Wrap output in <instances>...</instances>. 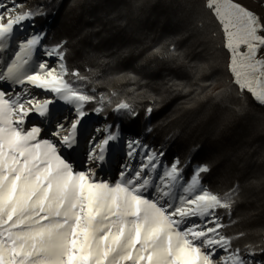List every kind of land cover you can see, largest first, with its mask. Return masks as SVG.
Wrapping results in <instances>:
<instances>
[{
    "label": "snow or ice",
    "instance_id": "obj_1",
    "mask_svg": "<svg viewBox=\"0 0 264 264\" xmlns=\"http://www.w3.org/2000/svg\"><path fill=\"white\" fill-rule=\"evenodd\" d=\"M204 6L222 28L234 84L264 105V59H257L264 51V21L235 0H204ZM18 8L22 5L15 0L10 8L0 0L4 9L0 11V53L6 51L14 28L39 14L17 12ZM42 39L35 34L20 43L14 58L5 62L6 70H0V82L22 86L20 93L8 98L0 90V264H246L239 249L229 252L232 238L220 232L225 225L215 212L231 209L233 201L200 183L201 173L209 171L207 165L198 167L191 182L183 185L178 159L154 177L159 157L145 146L148 154L138 169L125 167L112 183L97 178V168L109 162V143L118 136L108 132L98 140L84 135V102L95 97L65 77L79 81L88 77L69 72L63 63V44L47 51L61 61L59 70L47 62L33 67V52ZM25 85L54 93L73 105L72 119L57 116L55 109L48 119L54 100L30 96L23 90ZM122 109L130 111L131 105L121 101L115 110ZM33 111L54 129L50 134L57 138L55 142L42 139L40 127L25 128ZM78 129L84 144L83 169L74 168L60 153V148L75 151L79 147ZM138 147L139 141L127 142V155L134 156ZM177 188L182 195L176 194ZM192 217L205 222L190 223ZM218 249L228 255L218 256Z\"/></svg>",
    "mask_w": 264,
    "mask_h": 264
},
{
    "label": "trees",
    "instance_id": "obj_2",
    "mask_svg": "<svg viewBox=\"0 0 264 264\" xmlns=\"http://www.w3.org/2000/svg\"><path fill=\"white\" fill-rule=\"evenodd\" d=\"M15 2L38 11L32 22L44 46L63 44L69 72L88 77H65L95 97L87 112L102 108L114 129L167 165L178 159L185 176L208 166L200 182L233 201L215 211L221 233L246 264H264V105L234 84L222 28L204 0ZM121 101L131 110L116 111Z\"/></svg>",
    "mask_w": 264,
    "mask_h": 264
},
{
    "label": "rangeland",
    "instance_id": "obj_3",
    "mask_svg": "<svg viewBox=\"0 0 264 264\" xmlns=\"http://www.w3.org/2000/svg\"><path fill=\"white\" fill-rule=\"evenodd\" d=\"M235 2L240 3L241 5L245 6L246 8L250 9L254 13H256L262 21H264V5L259 4L256 0H235ZM4 3L10 8L13 5V1L11 0H4ZM15 4H17L15 2ZM0 11H4V9H0ZM22 11L21 9H17V12ZM15 13H13L14 15ZM7 22L6 20L4 21ZM40 34V32L35 28L32 20L30 21H24L22 22V26H18L14 28L12 37L8 39L7 41V49L4 53H0V70H6L4 65L5 62H10L11 59L14 58V53L18 51V45L22 42H25L26 39L30 38L32 35ZM53 47H46L44 46V40L42 39L40 42V45L36 47V49L33 52L31 64L33 67H35L40 62H47L49 67H56L57 70H59V64L61 61L56 55L48 56L47 51L51 50ZM242 51H245V48H241ZM257 59H264V51H261ZM65 61V60H64ZM63 61V63H65ZM66 65V64H65ZM22 86L12 84L10 82H0V90H4L6 93V98L9 96H14L17 93L21 92ZM23 90L25 92H28L30 96L34 97H45L47 94L51 93L48 91H45L43 89L35 88L31 85H25L23 86ZM52 99V98H51ZM73 105H67L64 109L56 110L55 114L57 116H67L69 120L73 117ZM83 110L85 111L86 115L84 117V120L87 122L85 124L84 128V135H95L96 139H101L102 137H105L108 132H111L118 136L117 141L110 142L109 143V153L106 157L107 162L105 165L101 166V168H97V178L102 180H107L108 182L112 183L119 179V173L121 170H123L125 167H130L133 170H136L140 167L142 163H144V157L148 154V152L144 151L145 145L141 144L139 141L140 147L136 148V152L134 156L129 157L127 155V152L129 149L127 148V142L129 141H138L136 137L132 134H127L125 132H122L118 130L117 128H113V126L110 124L108 120H106V115H101L99 113H89L85 110L83 106ZM53 112L49 114L48 119L51 118ZM35 115H38L35 111L30 112L29 116L25 120V128L27 129L30 126H37L41 128L40 137L42 139H52L54 142L56 141V137L52 136L50 133L54 131V129L50 126V124H45L43 121L46 119L45 117H39L36 118ZM35 117V119H34ZM68 127L67 122H65V128ZM93 129H99V132H93ZM107 130V131H105ZM65 134L64 132L61 133V135ZM77 142L79 147L75 150H68L65 151L64 148H60V153L63 155L66 159L69 160V162L73 163L74 168L83 169L85 167L83 161H84V144L82 137L80 135V130L78 129V135H77ZM148 150L151 148L146 146ZM158 156V155H157ZM159 157V156H158ZM160 167L157 168L156 173H153V176L156 177L159 174L162 173V171L170 167L167 165L163 160H160L159 158ZM94 166V165H93ZM198 167H195L192 169L193 174L190 176H185L181 173V184H186L191 182V178L195 173V170ZM131 175V173H129ZM156 182V181H154ZM201 183V182H200ZM201 185L206 188L204 184L201 183ZM207 189V188H206ZM208 190V189H207ZM149 192H151V189H149ZM177 195H182V189L177 188L176 189ZM151 198V197H150ZM216 211V210H215ZM217 215V214H216ZM218 216V215H217ZM207 219V218H205ZM200 223L203 224L205 221L201 220L198 217H192L190 218V223ZM221 222V220H220ZM222 223V222H221ZM211 227L212 225H208ZM221 232V229H220ZM233 249L230 248L229 252ZM218 256H226L228 255V252H224L222 249H218L217 252ZM241 256V255H240ZM242 258V256H241ZM243 259V258H242Z\"/></svg>",
    "mask_w": 264,
    "mask_h": 264
},
{
    "label": "bare ground",
    "instance_id": "obj_4",
    "mask_svg": "<svg viewBox=\"0 0 264 264\" xmlns=\"http://www.w3.org/2000/svg\"><path fill=\"white\" fill-rule=\"evenodd\" d=\"M36 99H38V100H44V99H51L52 98V100H54V104L53 105H49V108H48V112H49V114H51L52 112H53V110L55 109V111L56 110H60V109H64L67 105H70V104H67L65 101H63V100H60V99H58L56 96H55V94L54 93H49V94H47L45 97H42V98H40V97H35ZM36 116V118H38L39 119V115H35ZM41 118V117H40ZM34 119H35V117H34Z\"/></svg>",
    "mask_w": 264,
    "mask_h": 264
}]
</instances>
